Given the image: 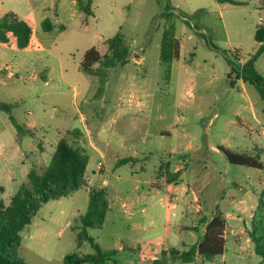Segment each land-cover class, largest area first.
Masks as SVG:
<instances>
[{
  "label": "rangeland",
  "instance_id": "374dc122",
  "mask_svg": "<svg viewBox=\"0 0 264 264\" xmlns=\"http://www.w3.org/2000/svg\"><path fill=\"white\" fill-rule=\"evenodd\" d=\"M111 1L98 0L95 4L102 13L114 5L130 4V16L119 24L120 32L130 55L141 57L138 65L130 59L127 65L115 67L125 72L127 94L120 95L116 75H112L109 106L98 112L103 106L95 97L98 80L81 70V79L75 78L70 88L54 91L51 106L56 108L55 117L72 114L70 126L84 132L75 108L81 110L92 150L85 139L74 145L89 155L86 182L108 190L110 208L105 221L101 228L89 229V236L104 251L115 250L111 264H154L155 254L161 257V252L155 251L162 249L165 255L160 264H258L260 258L255 254L253 243L245 242V234L238 242L231 226L226 228L222 256L182 263L174 252L186 251L201 239L203 221L211 220L210 211L218 212L223 219L229 213L232 218L226 223L243 227L234 219L239 200L247 207L246 213H252V218L242 216L246 226L250 229L252 221L258 224L255 206L264 185L260 181L264 177V100L250 84L244 83V91L240 90V83L231 87L227 74L229 59L241 66L257 53L254 33L258 25L264 24L262 0H233L234 4L217 0H170L173 7L170 21L174 22L180 49L178 59L169 67L168 77L166 65L159 60L161 37L167 23L163 16L165 1L114 0L113 5ZM95 4L91 7L93 11ZM68 45L67 51H73L69 60L77 62L90 44L77 41ZM100 51L104 52V47ZM255 69L264 75V54L257 56ZM129 91L136 94L130 103ZM75 93L77 97L73 101ZM117 103L126 112L124 117L116 116ZM252 105L254 119L249 109ZM28 110L22 104L12 114L22 118ZM93 128L105 132L97 136ZM159 130L169 134L159 137ZM145 131V143L131 142L134 136L144 137ZM105 142L122 156L131 153L126 148L129 143L135 146L132 152L144 149L147 158L140 161L142 169L125 164L113 170L106 162L102 173L94 172L99 159L95 147L102 148ZM221 148L257 158L263 168L230 165ZM31 161L27 160L23 167L29 169ZM173 163L182 164L181 176L167 184L163 172L168 166L169 172L174 173ZM16 166L22 167L18 161ZM14 172L16 183L4 184L5 190L0 191L5 206L25 179L17 167ZM201 185H204L202 208L205 211L200 214L186 211L179 192L185 189L191 194ZM87 208L86 187L42 205L20 233L16 258L26 264H63L62 258L67 254L93 253L88 243L76 247L79 228L74 227L79 225L77 218ZM202 217L205 219L201 220Z\"/></svg>",
  "mask_w": 264,
  "mask_h": 264
},
{
  "label": "crops",
  "instance_id": "0c3cea01",
  "mask_svg": "<svg viewBox=\"0 0 264 264\" xmlns=\"http://www.w3.org/2000/svg\"><path fill=\"white\" fill-rule=\"evenodd\" d=\"M95 1L98 0H0V18L4 14L11 12L20 20L27 23L32 31L29 44L24 49H18L16 40L11 34L8 35V42H0V102L15 104V110L22 104L26 108H30V110L23 113L22 118H18L12 114L14 109L11 115L19 124H23L31 130V134L18 136L9 119V114L0 111V191L5 190L4 184L12 186L16 183L15 167L19 170L20 176H25L21 184L26 181V175L31 169L42 171L50 161L57 141L62 137H66L69 140L72 139L73 141L71 143L74 144L79 143L81 139H85V141L89 142L90 149L92 150L89 130L86 129V123L82 117L81 110L78 107L75 108L77 111L76 117L79 115L81 124L84 125V132L70 126V120L73 118L72 114L65 113L61 117H55L53 111L56 108H51V106L55 90L59 92L62 89L63 91L64 88H70L72 86L75 78L77 80L81 79L80 62L84 52L90 47H96L99 51L102 47L105 49V41L118 32L121 29L119 24L126 22L130 16L131 10L129 3H125L129 6H124L123 4L111 6L107 13H102L100 7L98 5L96 6ZM111 2L113 5L114 0ZM93 3L95 4L94 11L91 8ZM88 6L89 10L86 12L84 9ZM114 15L119 16V18ZM45 18H49L55 25L63 26L64 29L62 31L44 32L40 27V23ZM77 41L88 42L90 45L83 49L77 62H71L69 58L73 51H67L70 46L68 44H73ZM100 53L104 54L105 51H100ZM140 59L141 57L138 60L132 59V61L138 65ZM113 69L108 71L107 81L102 91L95 96L96 99H100L103 103V106H100L98 112L109 106L107 98L109 93H112L110 91V77L112 75H116L117 80L115 81L119 83L117 87L120 95L124 96V94H127L124 83L126 79L124 70L118 68ZM237 83H240V90L244 91V83L241 81ZM128 94L130 95H128V101L130 103L134 99L133 97L136 98V94L134 91H131V93L129 91ZM76 97L77 94L75 93L72 100L75 101ZM249 109L254 119L255 112L253 105ZM115 110L117 117H124L126 115V112L121 109L118 103L115 105ZM98 112H94L95 115ZM110 125L111 127L114 126V124ZM245 126H247V123H245ZM91 130L97 136L105 132L104 130H100V128H93ZM243 131L245 132V128H243ZM143 134L144 137L142 138L134 136L131 142L136 140L145 143L147 140L145 138L147 131ZM168 134L169 132L165 130L158 131L159 137H164ZM102 145V148L95 147V152L98 154L99 159L95 165L97 170H94V172L98 171L102 173L106 162L110 163L113 170L125 164H130L131 167L138 165L142 169L140 161L147 158L144 149L141 152H132L135 146L131 143L127 144L126 147L131 153L123 156L118 155L117 151L110 149L113 146L109 142H105ZM120 145L122 146L124 144L121 142ZM29 159L32 160L30 162V168L25 169L23 164H26V161ZM121 159H128L129 161L125 164L117 165V161ZM17 161L21 163L22 167L16 166ZM169 165L172 166L171 161ZM173 167L174 172L181 171L182 164L173 163ZM260 181L264 183V177H261ZM152 182H149V184ZM103 184L106 186L107 183L104 182ZM86 185L87 187H93L87 182ZM95 187L104 188L108 193L105 187ZM203 189L204 185H201L196 191H192L191 194H188V191H185V189L181 192L178 190L175 191L180 193L186 211L189 209L196 214H200L205 211L202 208ZM263 190L264 185L261 193ZM237 203L236 210L238 214L234 215V219L237 222H241L243 227H240L238 224H227L226 220L232 217L229 213H226L224 216L225 230L223 238L225 240L227 226H231V233L236 240L239 242L241 236L245 234V242L248 243L250 242L247 236V229L249 228L246 226L245 219L242 216L245 215L248 218H252V213H246L247 207L243 205L242 200L237 201ZM109 208L110 205L108 203ZM130 214L132 215V212ZM216 214L218 212L214 213L210 211V219ZM200 219H205V217ZM207 222L206 219L203 224V232ZM145 246L143 245L142 248H145ZM161 251H155V253ZM156 258L157 255L155 254L152 261Z\"/></svg>",
  "mask_w": 264,
  "mask_h": 264
},
{
  "label": "trees",
  "instance_id": "16d2710c",
  "mask_svg": "<svg viewBox=\"0 0 264 264\" xmlns=\"http://www.w3.org/2000/svg\"><path fill=\"white\" fill-rule=\"evenodd\" d=\"M161 1V0H159ZM164 18L166 27L163 31L160 42L159 60L167 67L166 77L169 76L171 63L178 59L180 43L175 37L173 18V7L170 0H164ZM220 3H232L233 0H217ZM264 6V0H262ZM86 12L89 6L84 9ZM40 27L44 32L62 31L61 25H55L49 18L41 21ZM11 34L18 49L28 46L32 34L30 26L20 20L15 14L9 12L0 18V42L6 43ZM254 41L258 44L256 55H251L241 65L238 66L228 60L229 72L227 78L231 87H235L238 81L252 85L260 98L264 100V75L255 69V61L258 55L264 54V24L255 28ZM105 53L101 54L98 48L90 47L87 49L80 62L81 70L98 80V93H100L107 81L108 71L117 66H125L130 59L138 60L139 55H130L124 35L116 32L112 37L105 41ZM97 96V95H96ZM15 104L0 102V111L9 114V119L13 124L18 136L31 134V130L23 124H19L11 115ZM75 133V132H69ZM220 152L230 165L261 169L262 164L259 159L248 157L243 154L233 153L221 148ZM89 157L86 152L66 137L60 138L55 146V150L50 161L42 171L31 169L26 175L16 193L11 197L7 206L0 198V264H26L16 258L17 249L20 246V233L30 224L31 219L45 203L68 197L86 187L88 194L87 211L77 218L79 228L76 232V247L80 248L88 243L94 250L91 254H78L76 252L63 256V264H111V256L115 250L104 251L94 242L88 234L89 229L101 228L108 210L107 191L104 188L87 187L85 173ZM128 159L117 161V165L128 162ZM162 170V168H161ZM164 181L171 184L181 176V171L169 172L168 166L164 169ZM171 173V174H170ZM167 175L169 177H167ZM255 216L258 224L251 222V228L247 229L248 238L253 243L255 254L260 258L258 264H264V192L259 196L255 209ZM205 221H203L204 223ZM246 229V227H244ZM225 230V220L221 214H216L209 220L205 227L201 239L188 250L174 252L182 263H190L196 258L210 260L224 253L223 238ZM165 252L161 251V257L153 260L154 264H160Z\"/></svg>",
  "mask_w": 264,
  "mask_h": 264
}]
</instances>
